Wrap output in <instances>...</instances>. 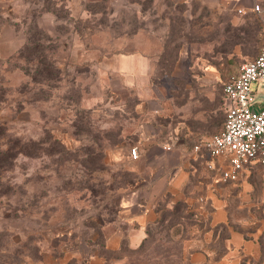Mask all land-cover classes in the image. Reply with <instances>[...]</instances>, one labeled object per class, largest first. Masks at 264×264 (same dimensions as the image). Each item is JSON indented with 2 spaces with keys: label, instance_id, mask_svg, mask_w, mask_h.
<instances>
[{
  "label": "rangeland",
  "instance_id": "obj_1",
  "mask_svg": "<svg viewBox=\"0 0 264 264\" xmlns=\"http://www.w3.org/2000/svg\"><path fill=\"white\" fill-rule=\"evenodd\" d=\"M263 32L264 17L221 0H0V146L33 151L0 168V264H191L208 223L201 199L163 194L138 247L113 251L105 239L130 230L119 204L143 198L157 172L163 149L146 151L143 130L192 149L220 129L223 85ZM130 52L148 58L137 83L119 69ZM253 178L263 181L260 168ZM237 198L229 210L239 227ZM243 264H264V231Z\"/></svg>",
  "mask_w": 264,
  "mask_h": 264
},
{
  "label": "crops",
  "instance_id": "obj_2",
  "mask_svg": "<svg viewBox=\"0 0 264 264\" xmlns=\"http://www.w3.org/2000/svg\"><path fill=\"white\" fill-rule=\"evenodd\" d=\"M221 2L251 10L254 0ZM126 55L119 69L131 77L130 83H137L144 79L148 58L137 52ZM149 131L148 128L143 130L141 137L146 151L155 147L163 149L155 167L157 172L152 174L143 198L132 194L123 197L119 204V216L132 226L127 232L120 228L107 236V246L117 247L123 235L128 237L132 246L137 245L145 235L147 222L159 216V210L154 208L155 202L169 192L173 199L183 198L188 204L195 199L203 200L205 206L200 211L208 213L207 227L187 254L192 262L243 264L244 257L258 255L264 231V171L260 165L257 162L247 163L235 180L224 182L217 171L207 168L210 157L203 148L195 152L176 136L159 141L156 135L150 136ZM214 161L217 165L225 163L220 158ZM256 168L262 171L263 181L260 183L253 178ZM234 195L240 200L237 206L246 210L239 227L230 222L229 200ZM256 210H261V215H256ZM250 222L255 224L248 228Z\"/></svg>",
  "mask_w": 264,
  "mask_h": 264
},
{
  "label": "built area",
  "instance_id": "obj_3",
  "mask_svg": "<svg viewBox=\"0 0 264 264\" xmlns=\"http://www.w3.org/2000/svg\"><path fill=\"white\" fill-rule=\"evenodd\" d=\"M251 10L264 17V6L258 2ZM260 82L264 83V32L256 55L245 60L223 85L226 112L222 126L199 137L192 147L195 152L204 149L210 157L207 167L217 171L224 182L235 180L250 162H257L264 171V100L255 98L257 85L253 86ZM138 153V145H133L130 154L136 157ZM217 158L225 163L217 165Z\"/></svg>",
  "mask_w": 264,
  "mask_h": 264
},
{
  "label": "trees",
  "instance_id": "obj_4",
  "mask_svg": "<svg viewBox=\"0 0 264 264\" xmlns=\"http://www.w3.org/2000/svg\"><path fill=\"white\" fill-rule=\"evenodd\" d=\"M250 11H252V10H250ZM234 36L239 40V38H240L239 34L234 33ZM50 73H51V70L49 69V67L47 65H44L43 68L40 70V75L43 76V77H47ZM222 94H223L224 105H225V97H224L223 91H222ZM224 109H225V107H224ZM19 152H23V153H27V154L33 153V151H31L26 146V144H10V143H6L5 144V147L0 146V154H1V156H0V168H2L3 165H7V162L9 163V159H11V157L15 156V154H17ZM158 200H157V202H158ZM178 202H180V201H178ZM182 203L184 205H186L183 201H182ZM179 208H180V206L178 204H175L174 207H173L172 213H176L177 210H179ZM155 209L156 210H159V208L158 209L155 208ZM181 216L182 217H186L184 214L181 215ZM153 221L147 222L146 227H145V235L143 236V238L141 239V241L137 245L132 246L129 243L128 237L126 235H123L121 237L120 242H119V245L117 247H109V246H107L106 239H105V246H106V248H108L110 250H113V251H118V250L122 249L123 244L125 242H128L129 246L132 247V248H135V247L140 246L143 243V241L146 240V238L149 236L150 229H151V224L153 223ZM223 228H225V227H223ZM123 255L124 254H117V255H115V257H122ZM191 264H208V263H206V262H203V263H194L193 262L192 263L191 262Z\"/></svg>",
  "mask_w": 264,
  "mask_h": 264
},
{
  "label": "water",
  "instance_id": "obj_5",
  "mask_svg": "<svg viewBox=\"0 0 264 264\" xmlns=\"http://www.w3.org/2000/svg\"><path fill=\"white\" fill-rule=\"evenodd\" d=\"M255 98L256 99H259V100H264V88L262 91L258 92L256 95H255Z\"/></svg>",
  "mask_w": 264,
  "mask_h": 264
}]
</instances>
